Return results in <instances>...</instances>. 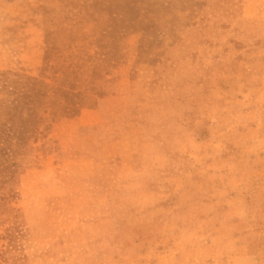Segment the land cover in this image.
<instances>
[{
  "label": "rangeland",
  "instance_id": "1",
  "mask_svg": "<svg viewBox=\"0 0 264 264\" xmlns=\"http://www.w3.org/2000/svg\"><path fill=\"white\" fill-rule=\"evenodd\" d=\"M0 264H264V0H0Z\"/></svg>",
  "mask_w": 264,
  "mask_h": 264
}]
</instances>
